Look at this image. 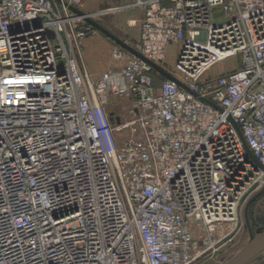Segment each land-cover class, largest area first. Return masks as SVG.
Wrapping results in <instances>:
<instances>
[{"label":"built area","instance_id":"1","mask_svg":"<svg viewBox=\"0 0 264 264\" xmlns=\"http://www.w3.org/2000/svg\"><path fill=\"white\" fill-rule=\"evenodd\" d=\"M69 6L0 0V264H195L264 188V0L128 6L145 10L132 46L188 89L123 48L94 79L99 32Z\"/></svg>","mask_w":264,"mask_h":264},{"label":"crops","instance_id":"2","mask_svg":"<svg viewBox=\"0 0 264 264\" xmlns=\"http://www.w3.org/2000/svg\"><path fill=\"white\" fill-rule=\"evenodd\" d=\"M81 10L97 14L102 24L128 43L138 41L145 17L143 8L128 7L135 0H82ZM82 48L87 68L94 79H98L110 68H122L128 61V54L121 60L114 58L118 45L101 33L82 40ZM159 83V81H158Z\"/></svg>","mask_w":264,"mask_h":264},{"label":"rangeland","instance_id":"3","mask_svg":"<svg viewBox=\"0 0 264 264\" xmlns=\"http://www.w3.org/2000/svg\"><path fill=\"white\" fill-rule=\"evenodd\" d=\"M82 1V5H83ZM101 24V20L98 18V20ZM131 45L135 44V40L130 43ZM118 49H121L120 46H118ZM179 46L172 45L169 48L168 54H167V66L172 70L176 72V66L175 63L177 61V52H178ZM239 55H232L228 58H225L221 60L218 64H216L207 74L209 77H215L220 74H225L234 71L239 67ZM115 102L117 105H122L123 100L115 99ZM127 105V104H126ZM258 184L255 185L250 192L245 196V207L248 203V201L259 191H256L258 189ZM256 191V192H255ZM245 210V208H244ZM249 217L254 229L255 233L263 232L264 231V196L256 200L250 210H249ZM241 227V226H240ZM233 226L230 228L232 230ZM231 239V241L229 240ZM229 240L225 246H219L215 247L214 249L209 250L206 252L203 256L199 258L198 261H196L195 264H225L229 259H231L234 255H236L249 241V231L247 226L241 228L239 233H232L231 236L227 239ZM224 243V242H223ZM222 243V244H223ZM221 244V245H222ZM264 263V253L256 256L255 258L248 261L246 264H263Z\"/></svg>","mask_w":264,"mask_h":264},{"label":"water","instance_id":"4","mask_svg":"<svg viewBox=\"0 0 264 264\" xmlns=\"http://www.w3.org/2000/svg\"><path fill=\"white\" fill-rule=\"evenodd\" d=\"M59 1V0H57ZM69 9L72 10L76 15L79 17H83L86 22H88L91 26H93L99 33L104 35L105 37L111 39L114 41L118 46L125 49L126 51L130 52L134 56H137L141 59L146 60L159 74H161L163 77L170 79L174 82H176L180 87L184 89H188L183 82L178 79L175 75H173L170 71L163 68L162 66L146 59L140 52H138L130 43L126 42L124 39L120 38L113 32H111L108 28H106L103 24H101L96 19L92 18L88 13L82 11L81 9L69 6ZM50 36H54L52 32H49ZM238 127V126H237ZM239 129V127H238ZM240 131V129H239ZM245 142V141H244ZM246 145V144H245ZM246 148L248 149L247 145ZM249 151V149H248ZM250 155L252 157V160L258 164L261 168H264L263 165H261L258 160L254 157L251 151ZM264 196V188L259 191L257 194H255L247 203L245 210H244V216H245V223L249 231V241L247 244L231 259H229L225 264H246L248 261L253 259L254 257L263 254L264 253V231L255 233L250 217H249V210L252 206V204ZM264 264V263H263Z\"/></svg>","mask_w":264,"mask_h":264},{"label":"bare ground","instance_id":"5","mask_svg":"<svg viewBox=\"0 0 264 264\" xmlns=\"http://www.w3.org/2000/svg\"><path fill=\"white\" fill-rule=\"evenodd\" d=\"M255 258V257H254Z\"/></svg>","mask_w":264,"mask_h":264}]
</instances>
